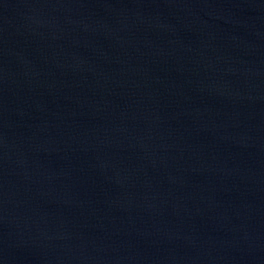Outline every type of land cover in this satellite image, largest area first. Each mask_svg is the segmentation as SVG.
Segmentation results:
<instances>
[{
	"label": "water",
	"instance_id": "water-1",
	"mask_svg": "<svg viewBox=\"0 0 264 264\" xmlns=\"http://www.w3.org/2000/svg\"><path fill=\"white\" fill-rule=\"evenodd\" d=\"M0 264H264V0H0Z\"/></svg>",
	"mask_w": 264,
	"mask_h": 264
}]
</instances>
